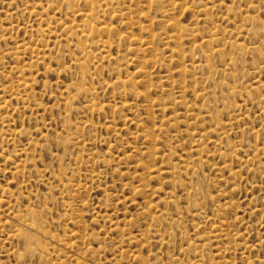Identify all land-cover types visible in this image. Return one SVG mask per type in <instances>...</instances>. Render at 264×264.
<instances>
[{
    "label": "rangeland",
    "instance_id": "obj_1",
    "mask_svg": "<svg viewBox=\"0 0 264 264\" xmlns=\"http://www.w3.org/2000/svg\"><path fill=\"white\" fill-rule=\"evenodd\" d=\"M0 264H264V0H0Z\"/></svg>",
    "mask_w": 264,
    "mask_h": 264
}]
</instances>
